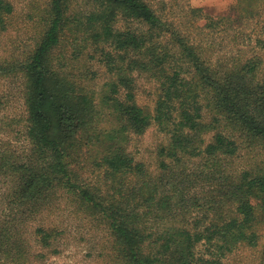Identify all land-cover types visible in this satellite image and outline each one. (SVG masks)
<instances>
[{
	"label": "trees",
	"instance_id": "1",
	"mask_svg": "<svg viewBox=\"0 0 264 264\" xmlns=\"http://www.w3.org/2000/svg\"><path fill=\"white\" fill-rule=\"evenodd\" d=\"M27 2L28 36L3 42L15 5L0 0V79L16 80L24 110L0 114V264L58 254L64 210L101 228L110 264H231L257 245L264 56L235 32L236 51L213 58L210 39L256 17L264 49V0H237L234 19L188 0ZM132 71L156 84L152 113L120 97ZM151 126L165 140L149 164L129 143ZM243 150L251 166L235 163Z\"/></svg>",
	"mask_w": 264,
	"mask_h": 264
},
{
	"label": "rangeland",
	"instance_id": "2",
	"mask_svg": "<svg viewBox=\"0 0 264 264\" xmlns=\"http://www.w3.org/2000/svg\"><path fill=\"white\" fill-rule=\"evenodd\" d=\"M15 5V12L12 17V24L5 36L3 42H11L20 40L28 36L27 26L24 23L26 11L29 9L27 0H12ZM188 3L194 7H201L203 12L212 16H226L230 19L238 16L236 6L237 0H188ZM231 21V20H230ZM238 23L232 25L227 31L211 37L213 58L219 55V52L229 53L235 52L236 48L229 43V40L235 32H245L250 34L252 42L239 44L242 49L246 50V54H252L254 51L264 56V49L260 50L254 46L253 40L258 34V22L256 17L250 20H244L241 26ZM246 39V37L244 38ZM213 41V42H212ZM2 42H0L1 45ZM1 48V47H0ZM218 51V52H217ZM221 53V54H222ZM99 73L102 72L99 67H95ZM104 76H101L103 78ZM131 80L128 87L121 88L120 97L124 98L126 92L131 90L134 92V100L137 105L143 107L150 113L154 106V98L156 92V84L145 76L138 75L132 71L130 73ZM16 80L12 78L0 79V94L4 96L6 101L5 108L0 113L9 119L19 122L24 117L22 102L16 91ZM164 134L157 127L151 126L142 134H132L130 136L129 149L137 159L152 164L155 160V148L160 142H164ZM253 156L245 150L240 153L235 163L241 167L251 166L253 164ZM59 212V211H57ZM262 214L258 212L261 222ZM55 224L60 226L63 234L59 239L58 254L47 256L42 261L32 262L31 264H110L109 244L105 234L95 222L82 221L68 216L67 210L54 214ZM258 231V242L255 246L245 244L238 245L228 256L225 261L233 264H255L258 260L259 250L264 244V223L255 227ZM202 250V249H201Z\"/></svg>",
	"mask_w": 264,
	"mask_h": 264
}]
</instances>
